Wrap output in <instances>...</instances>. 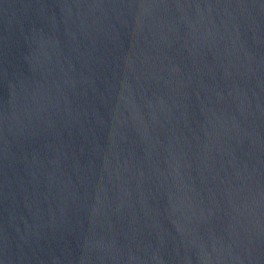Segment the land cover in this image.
<instances>
[{
  "label": "water",
  "instance_id": "obj_1",
  "mask_svg": "<svg viewBox=\"0 0 264 264\" xmlns=\"http://www.w3.org/2000/svg\"><path fill=\"white\" fill-rule=\"evenodd\" d=\"M0 264H264V0H0Z\"/></svg>",
  "mask_w": 264,
  "mask_h": 264
}]
</instances>
